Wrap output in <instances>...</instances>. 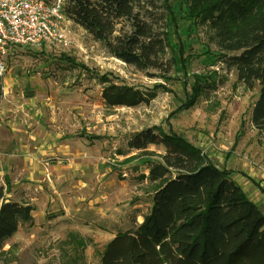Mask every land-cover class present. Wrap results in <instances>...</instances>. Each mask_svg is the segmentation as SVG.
<instances>
[{
	"label": "rangeland",
	"instance_id": "rangeland-1",
	"mask_svg": "<svg viewBox=\"0 0 264 264\" xmlns=\"http://www.w3.org/2000/svg\"><path fill=\"white\" fill-rule=\"evenodd\" d=\"M67 22L65 45L16 46L0 78L1 183L9 200L33 208L32 223L22 224L8 241L5 250L15 247L8 264H70L77 255H82L78 264H100L114 236L135 230L154 195L144 179L146 159H134L138 152L128 143L149 127L194 143L232 172L264 212V131L250 120L259 87L245 89L235 69L219 61L207 25L181 19L172 28L176 56L163 78L114 59ZM105 74L142 89L163 87L147 106L108 108L98 78ZM193 87L200 91L184 108L194 97ZM22 145L26 152L19 150ZM149 151L157 157L164 153L154 146ZM27 159L36 170L34 182H25ZM79 242L83 248H77Z\"/></svg>",
	"mask_w": 264,
	"mask_h": 264
},
{
	"label": "trees",
	"instance_id": "trees-1",
	"mask_svg": "<svg viewBox=\"0 0 264 264\" xmlns=\"http://www.w3.org/2000/svg\"><path fill=\"white\" fill-rule=\"evenodd\" d=\"M63 11L111 57L163 78L170 75L176 56L172 28L181 19L207 25L219 61L235 69L245 89L259 87L250 120L258 132L264 131V0H65ZM98 78L108 108L147 106L163 87L116 83L108 74ZM192 91L184 108L194 103L200 88ZM131 138L128 148L138 152L134 159L144 158L148 165L144 179L153 188L151 210L135 230L108 242L100 264H264V212L232 172L171 130L149 127ZM151 146L162 148L163 155L157 157ZM6 194L0 187L2 264L14 261L15 247L5 250L8 241L22 224L33 221L32 206ZM80 259L77 255L70 264Z\"/></svg>",
	"mask_w": 264,
	"mask_h": 264
},
{
	"label": "built area",
	"instance_id": "built-area-1",
	"mask_svg": "<svg viewBox=\"0 0 264 264\" xmlns=\"http://www.w3.org/2000/svg\"><path fill=\"white\" fill-rule=\"evenodd\" d=\"M64 2L0 0V78L7 72L6 60L16 46L65 45L69 20L63 11Z\"/></svg>",
	"mask_w": 264,
	"mask_h": 264
},
{
	"label": "crops",
	"instance_id": "crops-1",
	"mask_svg": "<svg viewBox=\"0 0 264 264\" xmlns=\"http://www.w3.org/2000/svg\"><path fill=\"white\" fill-rule=\"evenodd\" d=\"M8 72V71H7ZM23 146V145H22ZM27 147V146H26ZM26 147H22L21 149H19L20 151H24V149H25V152L27 151L26 149ZM25 152H22L21 153V155L23 154V153H25ZM2 160V159H1ZM0 160V161H1ZM25 161V165H24V167H25V170L27 169V171L25 172V182L27 181H30V182H34V181H36L34 178H35V173H36V170H32V167L31 166H28V163L30 162V164L32 163V161L31 160H29V159H27V160H24ZM29 164V165H30ZM215 164V163H214ZM217 165V164H216ZM0 166H1V163H0ZM218 166V165H217ZM219 167V166H218ZM220 168V167H219ZM4 176V173H3V171L2 170H0V177H3ZM231 177H232V175H231ZM234 179V178H233ZM235 180V179H234ZM235 181H237L238 182V180H235ZM239 183V182H238ZM20 184L21 185H24V186H26V187H33V185H31V184H29V183H17V185L18 186H20ZM2 185H3V183H1V179H0V187H2ZM28 205H32V204H28ZM50 217H52V215H50L47 219H49ZM53 217H56V216H54L53 215Z\"/></svg>",
	"mask_w": 264,
	"mask_h": 264
}]
</instances>
